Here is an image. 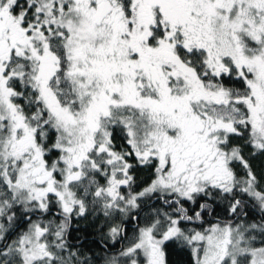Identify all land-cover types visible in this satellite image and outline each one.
Returning <instances> with one entry per match:
<instances>
[{
	"label": "snow or ice",
	"instance_id": "1",
	"mask_svg": "<svg viewBox=\"0 0 264 264\" xmlns=\"http://www.w3.org/2000/svg\"><path fill=\"white\" fill-rule=\"evenodd\" d=\"M264 264V0H0V264Z\"/></svg>",
	"mask_w": 264,
	"mask_h": 264
},
{
	"label": "trees",
	"instance_id": "2",
	"mask_svg": "<svg viewBox=\"0 0 264 264\" xmlns=\"http://www.w3.org/2000/svg\"><path fill=\"white\" fill-rule=\"evenodd\" d=\"M183 259V256L179 253L174 254L172 257V260L175 262V264H182Z\"/></svg>",
	"mask_w": 264,
	"mask_h": 264
}]
</instances>
